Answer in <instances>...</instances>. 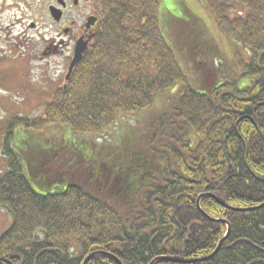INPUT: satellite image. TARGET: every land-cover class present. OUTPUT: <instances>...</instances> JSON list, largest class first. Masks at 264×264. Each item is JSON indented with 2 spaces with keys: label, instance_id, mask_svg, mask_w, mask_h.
I'll use <instances>...</instances> for the list:
<instances>
[{
  "label": "trees",
  "instance_id": "trees-1",
  "mask_svg": "<svg viewBox=\"0 0 264 264\" xmlns=\"http://www.w3.org/2000/svg\"><path fill=\"white\" fill-rule=\"evenodd\" d=\"M199 2L244 49L241 73H222L202 28L167 15L166 36L160 0L96 1L97 30L66 88L3 128L0 264H264V0ZM177 83L162 110L139 112ZM123 112L136 123L113 131ZM18 126L24 152L11 143ZM222 220L228 234L207 257Z\"/></svg>",
  "mask_w": 264,
  "mask_h": 264
},
{
  "label": "rangeland",
  "instance_id": "rangeland-1",
  "mask_svg": "<svg viewBox=\"0 0 264 264\" xmlns=\"http://www.w3.org/2000/svg\"><path fill=\"white\" fill-rule=\"evenodd\" d=\"M96 1L97 0H88L87 2L81 1L78 10L72 12L66 17V21L68 19H74L76 23V28L74 29V34L78 33L79 27L86 21L88 15L94 13L96 9ZM159 25L162 27L165 35L169 34L167 32V24H168V16H170L171 24L177 25L188 24L191 25L190 29L196 28L204 30L209 38L218 45L220 49V56L216 61L221 63V71L227 77H232L233 75H237L243 71V63L245 61V52L241 47L239 48L236 45V42H232L230 37L224 31L222 27L216 24L211 13L202 6L199 0H160L159 8ZM236 12H231L230 15L234 16ZM194 17H199L202 21L194 25ZM46 21V18H45ZM193 25V26H192ZM19 30L17 28L15 32ZM56 27L54 25H49V22L42 23L40 29L41 33H44L45 38H49V36H54L56 32ZM183 32L180 38H184L186 35V31ZM180 32V33H181ZM179 33V31H178ZM37 37V32H36ZM39 40H36L31 44V46H25L24 49L29 51L31 54L37 52L39 46ZM36 44V45H35ZM235 45V46H233ZM31 48V49H30ZM9 46L3 45V53L9 54ZM23 52L26 53V50L23 47H16L14 52ZM29 49V50H28ZM179 64L181 67L186 68L183 63L182 57H177ZM61 57H53L48 60L45 64H40L31 60L30 62H17L19 67H11L8 70L2 69L0 72V170H4L7 168L8 159L7 156H3L2 154V138L4 135V126L7 125V121L15 116V114H21L24 116L28 115H38L42 111L41 104H44L50 101L53 97L54 88L58 87L61 83L59 75L61 74L62 67ZM225 63L226 70H223V63ZM183 68V69H184ZM59 69V70H58ZM229 69V70H228ZM186 72L189 73L187 69ZM62 78V77H61ZM44 82H46L45 85ZM181 83H177L175 86L171 87V89L165 90L160 95H156L153 99V103L149 106L142 109L141 112L143 115H147L151 109H156L155 111L162 110L163 107L168 103V99L176 94V89L180 91L182 86ZM180 87V88H179ZM171 105L170 103L168 106ZM170 107V106H169ZM168 107V108H169ZM124 117L129 121L130 124L136 123L135 115L136 113L131 112H123ZM124 117L120 116L117 118L118 121H124ZM122 123H120L121 125ZM19 128L14 129V135L11 136V143L13 144L15 149L23 148V152L26 151L25 146L22 144L21 139L26 134H22L19 131ZM118 129V128H117ZM113 128V131L117 130ZM112 130V128H110ZM108 133V131L104 132ZM32 137V136H31ZM106 134H102L98 136V140H102V138H106ZM91 138L95 139L96 135ZM29 142V141H28ZM34 141H31V143ZM27 147V146H26ZM11 218L7 210L0 207V233H2L5 229L10 225Z\"/></svg>",
  "mask_w": 264,
  "mask_h": 264
},
{
  "label": "flooded vegetation",
  "instance_id": "flooded-vegetation-1",
  "mask_svg": "<svg viewBox=\"0 0 264 264\" xmlns=\"http://www.w3.org/2000/svg\"><path fill=\"white\" fill-rule=\"evenodd\" d=\"M61 3L64 4L63 7ZM80 4V0H0V72L2 69L19 67L17 62L27 63L33 60L45 64L57 56L62 58L60 64L62 69L60 70H64L66 73L73 54L75 40L81 36L86 38L87 34L95 31V26L86 31L81 25L78 33L74 34L76 28L74 19L66 21V17L78 10ZM51 6L61 9L62 16L59 21H55L51 17ZM44 22L55 25L57 30L54 36L50 35L49 38H45L44 33L38 31ZM17 28L19 30L15 32ZM36 38L40 43H36L39 48L37 52L31 54L24 47L31 46ZM3 45L9 46V54L3 53ZM19 46L23 47L26 53H20L17 49V52H14L15 48ZM44 84L47 85L46 82Z\"/></svg>",
  "mask_w": 264,
  "mask_h": 264
},
{
  "label": "water",
  "instance_id": "water-1",
  "mask_svg": "<svg viewBox=\"0 0 264 264\" xmlns=\"http://www.w3.org/2000/svg\"><path fill=\"white\" fill-rule=\"evenodd\" d=\"M51 13H52V16L58 20L60 18V11L55 9V8H51ZM96 17L95 16H89L87 18V22L85 23V26L88 28L90 27L91 25H93L96 21ZM91 38V36L89 35L88 36V39ZM87 43H88V40H84L83 37H81L80 39H78L75 43V47H74V55H73V58L70 62V65H69V68H68V72L65 76V80H68L69 79V76H70V73H71V70L73 68V66L80 60L81 56H82V53L83 51H85L86 47H87ZM207 195L213 197L216 199V201L218 203H220L221 205H225L224 202L220 201L219 199H217L214 195H212L211 193H208ZM201 198V196L198 197L197 199V205L199 206V199ZM224 240V237L220 240L219 244L217 245V247L215 248V250L207 257H210L212 255H214L217 250L219 249L221 243L223 242ZM92 255V254H91ZM90 255V256H91ZM89 256V257H90ZM87 257L86 260L89 258ZM207 257H204V258H207ZM159 259H171V258H167V257H157L155 258L154 260H152L149 264H152L154 261L156 260H159ZM85 260V261H86ZM173 260V259H172ZM118 263L121 264V262L118 260Z\"/></svg>",
  "mask_w": 264,
  "mask_h": 264
}]
</instances>
